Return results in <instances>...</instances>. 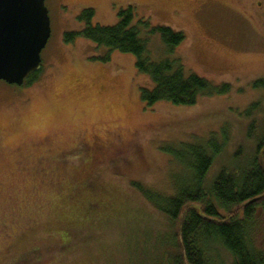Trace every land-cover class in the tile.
<instances>
[{"label": "rangeland", "instance_id": "rangeland-1", "mask_svg": "<svg viewBox=\"0 0 264 264\" xmlns=\"http://www.w3.org/2000/svg\"><path fill=\"white\" fill-rule=\"evenodd\" d=\"M44 1L51 34L38 73L22 87L0 80V264H159L168 222L131 182L169 192L179 167L166 150L215 135L218 143L224 134L211 177L251 145L252 121L264 128V88L253 86L264 78V0ZM129 6L135 18L184 34L173 55L185 72L229 89L190 106L148 107L140 89L153 82L137 72L133 55L83 37L65 41L86 26L84 10L93 9L92 24L109 26ZM148 48L154 60L172 55L158 34ZM92 183L115 191L130 220L120 213L98 231L91 220L75 241L66 222L88 225L79 199L96 194ZM67 239L75 243L61 247Z\"/></svg>", "mask_w": 264, "mask_h": 264}, {"label": "trees", "instance_id": "trees-1", "mask_svg": "<svg viewBox=\"0 0 264 264\" xmlns=\"http://www.w3.org/2000/svg\"><path fill=\"white\" fill-rule=\"evenodd\" d=\"M132 8L119 11L117 23L109 26L92 24L94 12L88 8L79 17L86 22L84 29L66 32L65 41L83 37L110 51L133 55L137 72L148 75L153 82L152 88L140 89V98L148 107L159 101L190 106L200 95L213 91L225 93L229 89L226 84L215 87L205 78L185 72L180 59L173 55L184 34L169 26H154L147 18H135ZM155 34L172 55L159 60L152 58L148 42ZM37 73L32 74L28 82ZM253 86L264 88V78L254 81ZM258 106V103L251 104L246 113ZM257 128L258 124L252 121L247 132L251 145L238 148L231 163L211 177L209 170L225 145L224 134L218 143L214 141L215 135L202 142L178 144V150H166L179 167L178 172L171 173L173 188L169 192L131 182L143 201L168 222L165 253L160 256L159 264H264V217L260 216L264 213V128ZM91 188L96 194L86 200L84 192L78 210L84 209L83 218L88 225L80 218L66 222V229L76 232L75 241L80 240L81 228L89 226L91 220L99 219L91 223L94 225L90 224L98 231L109 220H118L116 216L120 213L130 218L128 207H122L123 199L118 200L115 191L101 187L97 191L93 183ZM73 243L67 239L59 245L67 247ZM218 247L228 253L229 263L222 258Z\"/></svg>", "mask_w": 264, "mask_h": 264}, {"label": "water", "instance_id": "water-1", "mask_svg": "<svg viewBox=\"0 0 264 264\" xmlns=\"http://www.w3.org/2000/svg\"><path fill=\"white\" fill-rule=\"evenodd\" d=\"M50 34L44 0H0V80L21 86L39 71Z\"/></svg>", "mask_w": 264, "mask_h": 264}, {"label": "flooded vegetation", "instance_id": "flooded-vegetation-1", "mask_svg": "<svg viewBox=\"0 0 264 264\" xmlns=\"http://www.w3.org/2000/svg\"><path fill=\"white\" fill-rule=\"evenodd\" d=\"M24 83H25V82H24ZM24 83H23V84H24ZM22 86H23V85H21V87H22Z\"/></svg>", "mask_w": 264, "mask_h": 264}]
</instances>
